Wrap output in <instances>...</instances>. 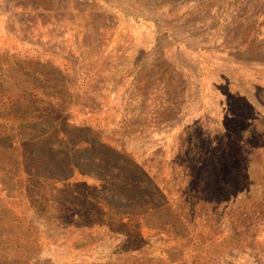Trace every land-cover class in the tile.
<instances>
[{"label":"rangeland","instance_id":"1","mask_svg":"<svg viewBox=\"0 0 264 264\" xmlns=\"http://www.w3.org/2000/svg\"><path fill=\"white\" fill-rule=\"evenodd\" d=\"M53 261L264 264V0L0 3V264Z\"/></svg>","mask_w":264,"mask_h":264},{"label":"trees","instance_id":"2","mask_svg":"<svg viewBox=\"0 0 264 264\" xmlns=\"http://www.w3.org/2000/svg\"><path fill=\"white\" fill-rule=\"evenodd\" d=\"M30 127H32V125ZM79 130H81V128H79ZM93 142L99 146V148L96 149L100 151L99 153L111 156L112 160L113 159L116 160V158H120L119 154H117L112 149H109L107 146L101 144L97 139L96 140L94 139ZM104 162L108 164L110 163L109 161H107L106 158L103 157V155H101V157L98 156L94 159L93 162H91V164L94 167L88 166L86 167V170L97 172L98 170L96 169L101 168ZM60 168L61 166L59 167V170ZM134 169H135V172L133 173V176H132L133 178L131 179L129 183L132 189L126 188V186L124 185H118L116 189H122L126 192H131L132 195L130 196V198L137 204L140 202H146L147 201L146 199L149 197L148 193H151V194L155 193L152 197L150 196L151 198H153L154 196L161 197L160 194H157V192L155 191V188L153 187V184L147 179V176L145 175V173L137 166H135ZM151 204H153V202ZM158 215H161V214H158Z\"/></svg>","mask_w":264,"mask_h":264},{"label":"clouds","instance_id":"3","mask_svg":"<svg viewBox=\"0 0 264 264\" xmlns=\"http://www.w3.org/2000/svg\"><path fill=\"white\" fill-rule=\"evenodd\" d=\"M2 2H3V0H0V3H2ZM40 259H41L42 262H46V261L50 260L51 257L48 256L44 251H42L40 253ZM53 264H55V261H53Z\"/></svg>","mask_w":264,"mask_h":264}]
</instances>
